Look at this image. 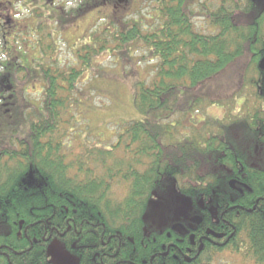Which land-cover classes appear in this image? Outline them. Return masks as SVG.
Here are the masks:
<instances>
[{
    "label": "trees",
    "instance_id": "16d2710c",
    "mask_svg": "<svg viewBox=\"0 0 264 264\" xmlns=\"http://www.w3.org/2000/svg\"><path fill=\"white\" fill-rule=\"evenodd\" d=\"M52 1L8 4L20 2L31 8V23H25L21 32L42 30L45 25L34 19L44 9L53 19L74 15L65 26L97 9L105 14L104 24L71 45L81 64L64 69L45 64L44 39L37 41L40 51L32 61L29 50L36 42L14 47L17 34L8 37L6 27L0 25V264H47L55 241L80 259L79 264H95L96 254L136 264H212L223 252L240 256L243 264H264V145L260 146L264 144V71L259 67L264 56V5L260 0H221L219 7L206 13L217 30L209 35L194 30L192 0H150L148 20L153 22L149 24L119 18L135 0H81L68 11ZM136 43L144 44L159 61L156 78L151 84L134 82L137 118L123 122L113 147L98 150L107 178L95 177L93 169L83 166L96 164L67 162L55 136L64 135L66 126H73L71 132L76 129L74 115L70 123L65 115L75 104L80 110L81 102L73 97L83 76L95 72V60L113 53L132 61ZM6 50L10 62H4ZM248 54L250 65H236L243 82L229 99L233 105H244L241 115L229 109L223 121H201V129L195 123L199 115L193 113L191 133L178 138L175 131L181 121H171L172 116L220 106L223 100H214L222 95L212 98L206 87L213 90L233 76L231 66ZM96 76L102 78V72ZM33 82L43 84L38 106L29 92ZM215 124L220 125L216 133L210 128ZM121 148L125 156L132 155L130 163L116 155ZM107 160L120 163L109 166ZM74 170L77 174L72 176ZM81 176L87 178L79 180ZM115 176L128 185L121 201L110 194ZM177 197L190 203L186 219L163 226L148 219L154 201L161 198L164 206L171 207ZM192 217H203L191 232L196 247L204 244V249L188 263L183 258L191 232L183 238L170 227L187 226ZM216 219L218 226L213 223ZM208 229L224 235L211 237V242L204 235ZM176 242L180 245L165 256L161 246ZM214 242L223 244L215 247ZM75 244L77 249L72 248ZM114 259L106 258L103 264Z\"/></svg>",
    "mask_w": 264,
    "mask_h": 264
},
{
    "label": "rangeland",
    "instance_id": "374dc122",
    "mask_svg": "<svg viewBox=\"0 0 264 264\" xmlns=\"http://www.w3.org/2000/svg\"><path fill=\"white\" fill-rule=\"evenodd\" d=\"M9 1L15 3V1L18 0H2V2L5 3L2 5V13L5 14L1 23L4 22L6 31L10 35L8 37H12L15 33L17 34L14 40L15 43L13 44L14 47H16L17 44L18 47L23 46L26 48L27 44L31 45V41H35L36 43H33L29 50V53L33 52V56H30L31 60L35 61L37 59L36 56L39 55L36 53L40 51V45L37 41L44 39L43 46L47 54L45 56V64H59L58 66L61 69L67 66L79 67L81 63L70 49L71 45L77 44L79 39L84 38L94 31L96 27L99 28L104 24L102 19H104L105 14L97 9L89 10L82 17L74 22L68 23L66 26L65 23L68 21V18H75L74 15H66V17L61 16V18L53 19L48 17L52 15L51 12L48 9H44L42 11L43 13L39 15L40 17L34 19V23L40 22L42 23L40 24L41 26L45 25L43 26L44 28L42 27V30L39 29V32L34 34L31 31L21 32L25 30L24 28H26L28 23H31L29 20L31 8H27L24 3L22 4L20 2L15 5H9ZM52 2L61 3L65 11H68L77 8L81 0H53ZM191 2V9L195 16L192 19L195 32L206 35L217 32L216 29L213 30L210 26L206 13L208 10L219 7L221 0H192ZM260 4L264 5V0H260ZM259 8L262 9L261 6ZM151 12L152 4L150 0H135L133 5L126 7L118 16L119 18L125 17L127 20L132 17L142 19L143 22L149 24L153 22L148 20L152 14ZM107 13L108 12H106V14ZM20 25L22 27H20ZM64 26L65 28L63 29ZM18 27H20L21 30L17 31ZM49 35H51V38ZM51 44L53 45V49L47 50L48 46ZM1 46H3V44H1ZM14 49L17 50V48ZM8 50L4 53L6 54L4 62H10L11 60V54ZM18 52H23V50ZM29 53L24 52L26 55H29ZM131 53H135L132 61L127 60L125 56L113 53L104 54L95 60V64H93L96 69L95 72L92 74L86 73L83 76L78 86L79 91L77 95L73 97L81 102L82 106L80 110H77V105L75 104L74 108L71 110V114L68 112L67 116L65 115V121H67V123L71 122V118L74 115L76 129L74 132H71L73 126H66V128H62L65 136L62 135V133L59 136H55V138L60 139L63 145L62 151L68 155L67 162L79 160L88 162V164H96V166H83L85 168L84 170L93 169L92 171H94L95 177L107 178V176H105L107 174V168L103 161H100V158H98V150L113 147V145L116 144L117 133H119L122 124H124L123 122H129L137 118L133 109L134 82L140 80L147 84H151L156 78L155 67L159 61L152 57L147 47L142 43H136L132 47ZM0 57L3 59L2 55H0ZM241 63L243 65H250V55H246L242 60L237 61L231 66L230 73H233V76L229 79H223L213 90L210 89V85L206 87L207 92L212 98L222 95L214 100L215 103L223 100L220 102V106L215 105L213 108L208 107L202 108V110H192L191 113L188 112L181 117L180 115L172 116L171 121H181V124L179 123L180 128H177L175 131L178 138H182L184 133H191V115L193 113L199 115L195 123H200L198 127L201 129L204 128V124H202L201 121H208L209 119H219L223 121L229 109H231V112L235 115H241L240 110H243L244 105L242 107L239 105L238 107L235 104L233 105L229 100L232 94L239 91L240 85L243 82L242 78H240V74H237L236 71V65H241ZM121 65H125L127 68L124 70L120 68ZM233 67H235V69H233ZM244 68H246V66H244ZM101 72L102 78L97 77L96 74H100ZM125 73H129L130 75L126 76ZM29 85V92L33 93L31 99L34 100V105L38 106L39 101L42 99L41 93L43 84L40 82H33ZM209 95L207 94V96ZM205 127L207 128V125H205ZM219 127V124H215L210 128H212L213 131L215 130L214 132L216 133ZM124 151V148H121L117 151L116 155L126 160L124 164H128L132 160V155L128 154L125 156ZM106 162L109 166L115 162L120 163L119 160H107L105 163ZM140 170L144 171L145 168L141 167ZM76 174L77 172L75 170L71 173L72 176ZM86 178L87 176H81L79 180H85ZM114 178L115 181L112 182L110 194L113 200L121 201L127 194L128 185L124 181H121L119 177L115 176ZM173 202L171 207H169L163 205L161 198L160 200L154 201L153 209L148 219L156 226L170 224V221L186 219L191 208L189 201L177 197L174 198ZM50 254H55L62 262L64 261V264H67L69 261L68 256L71 255L69 251L63 248L59 241H55L54 244H52ZM239 257L229 252H223L212 259V264H243L240 259L241 257Z\"/></svg>",
    "mask_w": 264,
    "mask_h": 264
},
{
    "label": "flooded vegetation",
    "instance_id": "af4514ba",
    "mask_svg": "<svg viewBox=\"0 0 264 264\" xmlns=\"http://www.w3.org/2000/svg\"><path fill=\"white\" fill-rule=\"evenodd\" d=\"M3 4H5V3H3L2 0H0V25H2V26H4L3 24H1V21H3L2 19H3V16H4V14H2V5ZM2 26H0V36H1V33H2L1 32ZM263 58H264V56L261 58V61L263 60ZM259 65H260V63H259ZM262 71H264V70H262ZM238 136L239 135L235 133V137H238ZM239 138H240V136H239ZM262 145H264V144L261 143L260 146L262 147ZM232 188L233 189H236L240 193H243V191L241 189H239V188L236 187L235 183H234V187H232ZM194 218L192 217L190 219V224H188L187 226H185L183 224H179V223L173 224L170 227L171 231H175V232L180 233L179 235H181V237L184 238V236L188 235V233H190L194 229L195 225H198L199 226L203 222V217H201L202 218V221L200 223L193 222V219ZM213 223L216 226H218L220 224V221L216 219L215 221H213ZM190 234H191L190 235V246H188L185 249V251H187L188 254L184 255V258H183V261L188 262V263H191L194 260H196V258L200 255V252L203 251V249H204V244H199V246L196 247L195 236H194V234H192V232ZM204 235H205V239L208 238V240L212 242V239L213 238H215V239H221L224 234H222V233H218L217 234V233L213 232L211 229H208V230L205 231ZM171 237H172V233L169 231L167 233V238L168 239H171ZM211 237H212V239H211ZM201 241H202V239H199L198 240V242H201ZM214 243H215L214 244L215 247H220L223 244V243H220V242H214ZM176 244L180 245L178 242H176L175 244H173V243H168L166 245L163 244L161 246V249L165 251V254L164 255L165 256H168L169 251L174 250ZM72 248L73 249H77L76 244L73 245ZM182 248L183 247L179 246V250H181V252L183 250ZM106 258H109V259L112 258V259H114L115 257L113 258L112 256L106 255V257H104V259H106ZM45 259H46V263L47 264H64V261L62 262V260L59 259L55 254H49ZM68 259H69V261L67 262V264H79V262H80V259H77L76 256H73V255L68 256ZM104 259L101 257L100 254H96V256L93 258V261L95 262V264H103V262L105 263ZM174 259H177V257L174 256ZM124 263L125 262H116V260L114 259V261H113L112 264H124ZM143 263H146V262H143ZM125 264H136V263L131 262V261H127Z\"/></svg>",
    "mask_w": 264,
    "mask_h": 264
},
{
    "label": "water",
    "instance_id": "95a60500",
    "mask_svg": "<svg viewBox=\"0 0 264 264\" xmlns=\"http://www.w3.org/2000/svg\"><path fill=\"white\" fill-rule=\"evenodd\" d=\"M260 69L261 70H264V58H263V60L260 62ZM231 186L232 187H234V182H231ZM202 221V218L201 217H195L194 219H193V222H197V223H200Z\"/></svg>",
    "mask_w": 264,
    "mask_h": 264
}]
</instances>
